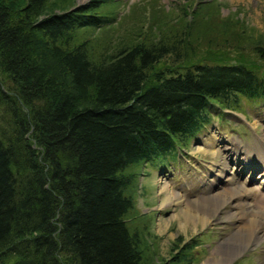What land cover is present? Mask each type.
I'll use <instances>...</instances> for the list:
<instances>
[{"label":"trees","instance_id":"16d2710c","mask_svg":"<svg viewBox=\"0 0 264 264\" xmlns=\"http://www.w3.org/2000/svg\"><path fill=\"white\" fill-rule=\"evenodd\" d=\"M46 1L0 0V264H140L123 171L174 155L212 107L264 97V78L216 58L156 68L190 49L165 23L157 40L98 53L74 34L111 26L95 10L109 0L44 15ZM253 44L264 61V39Z\"/></svg>","mask_w":264,"mask_h":264},{"label":"rangeland","instance_id":"374dc122","mask_svg":"<svg viewBox=\"0 0 264 264\" xmlns=\"http://www.w3.org/2000/svg\"><path fill=\"white\" fill-rule=\"evenodd\" d=\"M90 1L47 0L42 13L60 12L56 4L66 5L63 10ZM183 5L189 7L186 13ZM95 10L115 17L110 20L112 25L81 30L74 36L75 41L87 40L98 53H111L118 41L157 40L165 32V23L190 49L179 56L166 55L156 68L183 73L191 62L242 61L264 78V61L253 51V42L264 39V0H109ZM12 20L19 23L15 14ZM188 23L190 26L185 27ZM213 37H217V44L209 47ZM224 38L242 44L236 48L234 41L228 44L222 41ZM236 98L235 109L212 107L207 125L182 147L178 145L165 161L139 163L123 171L125 175L134 174L126 190L133 206L125 220L140 253V264H264V186L260 182L264 168L261 163L252 175L242 170L243 162L264 158V97ZM236 145L249 152L238 151ZM226 146L232 148L225 170ZM241 187L247 190L239 196ZM226 189L233 195L224 200L219 194ZM167 190L184 199L181 205L190 202L189 208L204 217L181 226L182 206L165 201L166 195L171 196ZM254 218L257 230L250 236L241 228ZM221 257L223 261L216 263Z\"/></svg>","mask_w":264,"mask_h":264},{"label":"bare ground","instance_id":"6f19581e","mask_svg":"<svg viewBox=\"0 0 264 264\" xmlns=\"http://www.w3.org/2000/svg\"><path fill=\"white\" fill-rule=\"evenodd\" d=\"M261 141L264 143V137L261 138ZM262 147V146H261ZM229 148H232L231 146L230 147H225L224 150L226 152V162H225V170L228 169L229 165H228V158H227V155L229 154V152L231 151V149ZM236 148H238L237 150L238 151H241L243 150V146H237L236 145ZM244 152H249V151H246V150H243ZM236 155V153H235ZM233 155L230 154L229 158H232ZM224 159V158H223ZM225 160V159H224ZM261 163L263 164V168H264V158L263 157H257L253 160H248L246 162H243V168L242 170L245 171L247 170V172L252 175V171H256V169L258 168H261ZM230 164V163H229ZM239 168V167H238ZM242 174V173H241ZM261 177H262V181L264 182V172L261 174ZM165 189V188H164ZM167 189V188H166ZM241 190V191H240ZM246 188L245 187H241L239 189V196H241L242 194H245L246 192ZM166 192H169L171 193V196L167 197L166 195V198H165V201H168V202H178L180 203L181 201L184 202L182 198H179L178 194L175 193L174 191H169L167 190ZM181 195V194H180ZM224 196V200H227L230 196L233 195V192L230 190V189H226L224 190L221 194H219V196ZM181 197V196H180ZM207 198V197H206ZM190 202H187L186 204L184 205H180L182 206L181 207V216H180V224L181 226H186L187 224H189L190 221L194 222L195 220L199 221L201 219V217L203 218L204 216H199V214H197L196 212L192 211L190 208H189V204ZM173 204V203H172ZM177 205V204H176ZM179 206V205H178ZM187 207V208H186ZM257 221L256 219H250V220H247L243 225H242V232L243 231H248L250 233V236H253L257 230V225H256ZM217 253V252H216ZM216 256V254H215ZM219 256V255H218ZM220 258V257H219ZM223 258L224 257H221V259H216V263H220L221 260L223 261ZM214 259V257H213ZM210 261V259H209ZM213 263V262H212ZM203 264V263H202Z\"/></svg>","mask_w":264,"mask_h":264}]
</instances>
